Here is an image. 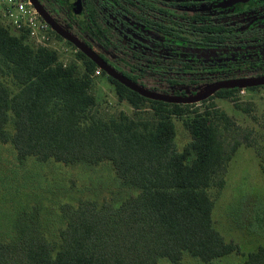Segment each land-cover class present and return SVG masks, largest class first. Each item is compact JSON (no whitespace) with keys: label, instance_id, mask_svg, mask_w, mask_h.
<instances>
[{"label":"trees","instance_id":"16d2710c","mask_svg":"<svg viewBox=\"0 0 264 264\" xmlns=\"http://www.w3.org/2000/svg\"><path fill=\"white\" fill-rule=\"evenodd\" d=\"M222 27L195 26L194 33L166 28L164 46L175 57L164 68L165 79L149 90L185 97L189 85L206 89L226 73L224 80L264 76L260 32H244L238 39L241 49L249 44L257 55L250 67L257 69L256 76L239 74L247 68L242 63L237 67L199 63L204 61L198 51L209 44L222 49L220 45L236 41L239 34L224 33ZM25 38L12 34L0 21V75H10L18 87L13 95L0 80V142L13 145L20 164L30 158L65 167L110 164L121 188L133 191L127 189L119 204L105 198L62 205L64 226L58 242L45 235L38 206L19 214L16 237L0 241V264H158L162 259L179 264L186 255L211 263L234 254L235 244L215 227V204L209 193L214 186H224L228 165L242 144L234 141L230 150L226 147L222 130L236 128L232 119L220 111L189 113L197 105L146 99L111 77L121 101L137 111L149 106L154 117L134 119L125 113L105 117L92 93V75L99 67L91 59L67 42L77 50L81 65L65 66L56 51L35 48ZM120 73L144 88L149 84ZM240 90L223 89L202 104L230 99ZM186 115L192 141L180 151L173 118ZM244 264H264V247L250 253Z\"/></svg>","mask_w":264,"mask_h":264},{"label":"rangeland","instance_id":"374dc122","mask_svg":"<svg viewBox=\"0 0 264 264\" xmlns=\"http://www.w3.org/2000/svg\"><path fill=\"white\" fill-rule=\"evenodd\" d=\"M191 11L206 12L205 3L192 8ZM0 21L11 30L12 34L25 36L27 43L40 48L33 39H30L27 31L13 29L9 25V20L3 17L1 9ZM46 36L49 38L48 49L59 54L61 63L65 66L72 63L81 65L77 58V50L65 40L58 39L51 28L46 30ZM115 36L117 40L111 44L114 46L112 49L102 47L100 44L96 45L100 53L109 56L115 66L121 70H128L130 66L124 63L117 65L115 61L121 57L126 64L130 62L133 64L137 61L133 60V54L137 51L131 50L128 42L118 39V35ZM104 40L108 41L107 37ZM247 46L249 48L246 50L239 48L237 40L228 49L201 51L199 53L204 57L202 59L204 62L199 63H211V66L222 67H237L242 63L247 68L237 72L245 76H254L256 74L254 70L257 69L253 70L250 67L253 68L251 64L257 60L255 57L257 55L250 52L251 45ZM209 56L211 60L205 59ZM98 69L92 75V93L97 99V109L101 114L110 117L125 113L131 118L146 120L154 117V112L149 106L137 111L128 102L121 101L115 86L108 79L109 76H105L103 72L98 74ZM227 75L229 76V73L222 75L223 79L217 81L224 80ZM0 80L11 94L18 92V87L10 75L2 74ZM141 82L149 83L145 87L148 90L151 89V85L158 83L151 80H141ZM204 89V85H189L186 88V95H195ZM240 91L230 99L216 98L205 104H195L197 106L189 110V113L196 110L226 113L236 126L230 131L222 130L227 149H231L234 141L242 143L228 165L224 186L222 188L214 186L209 191L215 204L213 217L215 227L227 242L235 244L236 252L211 263H204L186 255L179 264H244L250 253L264 247V88L247 90L243 96ZM188 116L190 115L173 118L177 133L176 144L180 151L192 141L191 134L185 127ZM248 135L247 142L245 138ZM127 189L121 188L120 181L110 164H103L100 167L82 165L65 167L55 162L40 163L34 158L20 164L13 145L0 142V241L13 240L16 237L15 224L18 215L32 212L38 206L41 209L45 235L52 242H58L59 230L64 226L60 212L62 205H77L83 199L105 198L106 200L114 198L119 204L127 197ZM158 264L173 263L162 259Z\"/></svg>","mask_w":264,"mask_h":264},{"label":"flooded vegetation","instance_id":"af4514ba","mask_svg":"<svg viewBox=\"0 0 264 264\" xmlns=\"http://www.w3.org/2000/svg\"><path fill=\"white\" fill-rule=\"evenodd\" d=\"M38 2L59 26L92 49L109 65L119 72L138 76L140 81L159 82L165 79L164 68L169 67L175 57L164 46L166 28L175 32L194 33L198 32L195 26L205 28L212 23L222 24L224 33L239 34L236 41L244 32L264 33V0H38ZM201 3H205L206 12L191 11ZM115 35H118V39L128 42L131 50L137 51L133 54V60H137L133 64L131 62L126 64L121 57L115 61L117 65L124 63L130 66L128 70H121L115 66L109 56L100 53L96 45L112 49L114 46L111 44L117 40ZM262 35L264 40V34ZM105 37L108 41L104 40ZM231 45L232 43L226 42L220 46L222 49H228ZM260 48L264 49V42L260 44ZM209 50L219 49H212V45L209 44L203 51ZM198 54L201 56L199 51ZM205 59L212 58L209 56ZM172 73L173 71H170L168 74Z\"/></svg>","mask_w":264,"mask_h":264},{"label":"water","instance_id":"95a60500","mask_svg":"<svg viewBox=\"0 0 264 264\" xmlns=\"http://www.w3.org/2000/svg\"><path fill=\"white\" fill-rule=\"evenodd\" d=\"M34 8L37 10L40 17L48 24V26L63 38L66 42L71 43L77 50L86 55L89 59H91L103 72H105L109 77L113 78L120 84L124 85L126 88L131 91L139 94L140 96L154 100L159 102H164L168 104H176V105H195L207 101L212 96H214L217 92L223 89H247L252 87H261L264 86V76L261 77H246V78H234L229 80H224L217 82L198 93L197 95L191 96H172L165 95L158 92H154L148 90L141 85L133 82L128 77L120 73L113 66L109 65L106 61H104L97 53H95L92 49L78 40L75 36L64 30L61 26H59L42 8L38 0H30Z\"/></svg>","mask_w":264,"mask_h":264},{"label":"built area","instance_id":"2783aa9c","mask_svg":"<svg viewBox=\"0 0 264 264\" xmlns=\"http://www.w3.org/2000/svg\"><path fill=\"white\" fill-rule=\"evenodd\" d=\"M0 9L3 17L12 24L9 23L13 29L27 31L30 39H33L40 48L49 47L46 30L50 27L40 17L30 0H0ZM102 72L99 68L98 74ZM246 91L247 89H242L241 95H245Z\"/></svg>","mask_w":264,"mask_h":264}]
</instances>
